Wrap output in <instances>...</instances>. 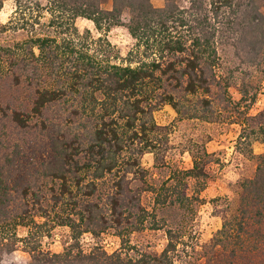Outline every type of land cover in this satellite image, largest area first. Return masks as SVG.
Listing matches in <instances>:
<instances>
[{"label":"trees","instance_id":"16d2710c","mask_svg":"<svg viewBox=\"0 0 264 264\" xmlns=\"http://www.w3.org/2000/svg\"><path fill=\"white\" fill-rule=\"evenodd\" d=\"M42 1L13 0V13L0 23V35L29 32L14 44H0V71L11 77L14 85L24 81L33 88L29 106L20 103L2 113L20 129L29 128L33 117L39 119L41 129L51 128L49 158L30 175L57 181V190L52 189L54 205L69 197L78 212L77 219L65 217L58 223L72 231V242L63 251L44 250L38 241L27 246L23 241L30 255L27 264H175L178 241L171 229H167V243L158 254L132 257L121 250L109 253L98 245L84 251L79 242L81 233L99 234L108 219L97 203L78 200L75 193L91 196L97 180L115 174L113 191L107 195L112 222L129 225V219L136 215L137 222L145 220L140 197L124 181L129 172L143 170L141 155L155 147L153 140L160 127L153 111L168 104L179 113V100L173 93H186L197 97L194 117L213 118L210 114L220 94L214 100L211 94L228 93L231 85L229 77L218 73L222 65L219 47L232 45L246 60L264 56V0H185V4L165 0L162 7L154 6L151 0H111L108 9L102 7L106 0ZM2 5L0 0V10ZM44 12L49 14L46 22L41 21ZM77 17L91 20L96 28L125 27L150 59L134 67L97 59L75 41ZM36 25L55 34L37 33ZM238 90L242 101L250 93L244 83ZM224 98L228 105L233 103L226 94L220 97ZM250 99L253 101L255 95ZM54 105L59 106L58 113L47 115ZM235 105L233 112L239 117L232 122L241 125L239 139L259 140L263 152L253 176L240 184L237 210L222 216L221 227L204 251L203 264H264V108L256 115H247L239 110V103ZM7 143V139L0 140L4 152L2 161L0 156V254L13 251L22 241L15 236L4 241L1 234L5 223L17 221L19 216L11 207L15 201L12 192L23 198L34 195L36 202L41 196L31 190L29 182L9 183L20 146L16 144L10 151ZM205 156L192 155L193 166L179 171L181 175L205 180ZM175 196L181 205L188 198L184 192ZM93 226L100 229L95 231Z\"/></svg>","mask_w":264,"mask_h":264},{"label":"rangeland","instance_id":"374dc122","mask_svg":"<svg viewBox=\"0 0 264 264\" xmlns=\"http://www.w3.org/2000/svg\"><path fill=\"white\" fill-rule=\"evenodd\" d=\"M151 1L156 7L165 4V0ZM44 2L43 0L42 3ZM179 2L186 3L185 0ZM102 7L110 8L111 0L103 2ZM13 11V0H3L0 23L6 22ZM43 15L41 21L46 22L49 14L44 12ZM29 16L27 12L26 18L29 19ZM75 26L76 43L103 62L134 67L150 59L123 26L96 28L91 20L83 17L76 18ZM35 27L37 33L55 34L52 29L38 25ZM28 34L29 32L22 30L3 33L0 35V44H14ZM219 53L222 65L218 73L223 78L229 77L231 85L228 93L211 94L212 100L220 94L214 113L210 114L213 118L194 117V100L197 97L186 93H173L176 100H179V113L168 104L160 105L153 111V118L160 127L153 140L155 147L153 151L141 155L143 170L129 172L124 181L126 187L140 197L141 205L146 211L142 223L137 222V215L129 219V225L125 221L118 226L112 222L113 215L107 195L113 191L114 181L117 180L115 174L97 180V189L91 196L75 193L78 200L86 199L87 202L97 203L108 219L99 234L81 233L79 242L84 251L98 245L109 253L121 250L123 254L132 257L141 253L158 254L167 243V229H171L178 241L174 254L175 264H203L204 251L215 231L221 227L222 216H230L237 210L240 184L253 176L258 156L263 152V143L259 140L250 138L248 142L246 139H239L242 128L239 123L232 122L239 117L238 113L233 112L232 106L239 103L237 107L247 115H256L264 108V56L246 60L247 57L241 50L232 45L220 46ZM242 83L250 92L245 94L243 101V94L238 90ZM32 90L24 81L19 86L14 85L11 77H6L0 71V140L7 139L10 151L16 144L20 146L9 183L13 185L17 180L20 184L29 182L31 190L41 194L40 201L36 202L34 195L23 198L12 192L15 201L11 207L19 216L17 221L6 222L1 234L4 241L15 237L22 241L16 243L13 251L1 252V264H27L30 261L29 253L24 250V240L27 241V246L38 241L44 250L63 251L72 242V231L68 225L58 223L65 217L77 219L78 208H75L71 198L65 197L63 202L54 205L52 189L57 190V181L50 178L34 179L30 175L35 171L34 168H40V164L49 158L51 128L41 129L38 126L39 119L33 117L29 128L20 129L9 117L3 116V109L9 113L12 107L17 108L20 103L29 106ZM224 94L231 99L233 105H228L225 98L220 99ZM252 95H255L253 101L250 99ZM58 110L59 106L54 105L47 111V115L55 116ZM59 120L62 121V118ZM3 153L0 149L1 161ZM204 153L208 162V177L205 180L196 181L194 177L181 175L179 171L193 166L192 155ZM183 192L188 198L181 205L175 200V193ZM93 228L95 231L100 229L99 226Z\"/></svg>","mask_w":264,"mask_h":264}]
</instances>
